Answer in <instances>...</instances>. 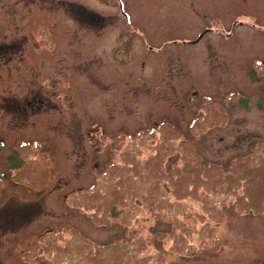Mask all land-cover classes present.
Here are the masks:
<instances>
[{
    "label": "rangeland",
    "instance_id": "374dc122",
    "mask_svg": "<svg viewBox=\"0 0 264 264\" xmlns=\"http://www.w3.org/2000/svg\"><path fill=\"white\" fill-rule=\"evenodd\" d=\"M14 23L21 40L28 36L34 75L29 93L0 94V139L32 149L34 166L23 174L33 173L34 189L6 181L0 208L15 200L17 221L0 219V264H68L49 245L36 247L55 234L71 247L67 258L87 242L118 239L122 227L97 225L70 196L105 177L119 152L142 164L156 156L161 135L150 131L164 122L179 129L178 142L195 141L205 158L226 166L264 142V81L252 77L256 61L264 63V0H0V25ZM205 96L232 109L228 124L198 140L190 128ZM24 101L33 102L29 111ZM35 151L49 156L50 170ZM9 156L0 151V174ZM254 205L264 208L261 199ZM225 213L218 249L186 258L157 244L169 264H264V212Z\"/></svg>",
    "mask_w": 264,
    "mask_h": 264
},
{
    "label": "trees",
    "instance_id": "16d2710c",
    "mask_svg": "<svg viewBox=\"0 0 264 264\" xmlns=\"http://www.w3.org/2000/svg\"><path fill=\"white\" fill-rule=\"evenodd\" d=\"M260 67L264 68V63L256 61L252 71L254 82L264 81V74L258 78ZM202 99L201 111L190 128L198 140L212 128L228 124L226 120L232 109L230 101L216 104L212 97ZM210 104L215 105L211 112ZM248 104V99H242L243 107ZM259 108L264 110V98ZM178 130L169 122L158 125L150 131L151 135H161L154 148L156 156L142 164L129 151L119 152V161L110 164L105 177L90 188L71 194L73 208L86 213L97 225L122 227L118 239L97 244L87 242L71 258L65 257L67 253L72 255L71 247L63 240L60 242L56 234L51 241L48 239L36 247L43 249L49 245L51 252L61 254L68 264H169L166 253L157 244H169L170 252L192 258L199 250L220 247L218 226L226 219V209L239 214L264 212V208L254 205L261 199L264 207V142L254 143L258 145L255 151L226 166L205 158L195 141L178 142L183 138ZM152 137L148 135L143 140ZM13 149L17 158L15 155L8 159L11 166L3 178L34 189L33 173L30 171L27 177L23 174L34 166L30 165L28 156L32 149L22 144L14 145ZM38 152H34V157L46 162V169L50 170L51 159L47 155L41 158ZM146 164L148 172L143 170ZM243 202L249 203L247 210ZM159 224L167 225L168 229L161 231Z\"/></svg>",
    "mask_w": 264,
    "mask_h": 264
},
{
    "label": "flooded vegetation",
    "instance_id": "af4514ba",
    "mask_svg": "<svg viewBox=\"0 0 264 264\" xmlns=\"http://www.w3.org/2000/svg\"><path fill=\"white\" fill-rule=\"evenodd\" d=\"M93 18L94 17H92V19ZM74 22L75 24H78L77 21ZM91 23L92 28H94V21L91 20ZM3 34L8 35L4 36ZM20 35L21 30L19 25H17L16 23H14V25H9L8 27L7 25H0V94H2L3 92L5 94V98H19L18 93L21 91L29 93V84L25 82L27 79L33 80L34 67L32 62H34L35 60V55L31 54L28 51V49L32 48H30L29 46L27 34L22 37V39L24 40H21ZM21 42H24L25 44ZM30 96H34V94H28L27 98H29ZM19 102L20 101H18V104ZM23 104L24 107L22 108H24V111H26L27 109L29 111V109L33 107V102L31 101H24ZM33 109L34 108H32V110ZM18 113H20V111ZM16 144H13L8 147L0 139V151L9 150L15 156L16 154L14 152L13 146ZM9 158L10 156L8 157V159ZM10 166H8V171L1 172L0 174V181L3 184L2 187H0V203H2L4 199L3 197L6 193V181L18 184L9 179L3 178V175L9 172ZM10 202L15 203V200L10 201L7 199L6 202L0 208V211L4 213L3 216L0 214V219L1 217L2 219H6L12 216L10 219H7V221L13 220L12 223H15L17 221V217L16 215H14L15 210L9 206Z\"/></svg>",
    "mask_w": 264,
    "mask_h": 264
}]
</instances>
